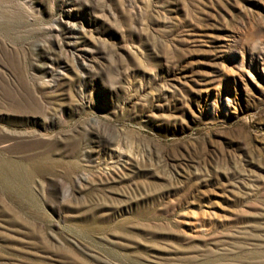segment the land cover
<instances>
[{
  "label": "rangeland",
  "instance_id": "374dc122",
  "mask_svg": "<svg viewBox=\"0 0 264 264\" xmlns=\"http://www.w3.org/2000/svg\"><path fill=\"white\" fill-rule=\"evenodd\" d=\"M3 163L0 264H264V0H0Z\"/></svg>",
  "mask_w": 264,
  "mask_h": 264
},
{
  "label": "bare ground",
  "instance_id": "6f19581e",
  "mask_svg": "<svg viewBox=\"0 0 264 264\" xmlns=\"http://www.w3.org/2000/svg\"><path fill=\"white\" fill-rule=\"evenodd\" d=\"M7 171H8V169H7V166L6 165H4V163L3 164H0V180H1V178H7L8 176H6L5 177V175H6V173H7ZM11 171V170H10ZM5 181H7L6 179H5ZM14 187V186H13ZM12 187V188H13ZM25 187V186H24ZM5 188V187H4ZM18 188L19 189H23V187L22 186H18ZM9 190H10V188H9ZM15 191V190H14Z\"/></svg>",
  "mask_w": 264,
  "mask_h": 264
}]
</instances>
